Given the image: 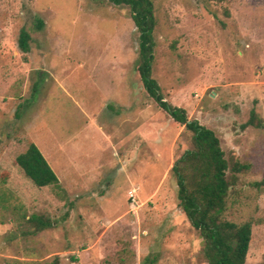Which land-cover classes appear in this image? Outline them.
Here are the masks:
<instances>
[{
	"label": "rangeland",
	"instance_id": "374dc122",
	"mask_svg": "<svg viewBox=\"0 0 264 264\" xmlns=\"http://www.w3.org/2000/svg\"><path fill=\"white\" fill-rule=\"evenodd\" d=\"M152 1V77L226 158L251 165L225 217L251 223L245 264H264V126L240 129L251 109L264 122V0ZM137 56L126 7L0 0V264H207L170 172L192 134L148 99ZM116 93L125 112L113 110ZM31 143L59 187H37L14 163Z\"/></svg>",
	"mask_w": 264,
	"mask_h": 264
},
{
	"label": "trees",
	"instance_id": "16d2710c",
	"mask_svg": "<svg viewBox=\"0 0 264 264\" xmlns=\"http://www.w3.org/2000/svg\"><path fill=\"white\" fill-rule=\"evenodd\" d=\"M107 1L114 6L129 9L130 18L138 32V56L134 70L144 93L169 119L184 126V129L192 134V149L186 150L173 163L170 172L176 181L178 207L191 226L199 232L203 241L201 253L204 261L207 264H245L251 240V223L231 222L226 219L225 213L230 192L236 188L240 176L250 171L251 165L234 156L226 158L220 140L212 130L200 125L196 120H188L184 109L165 101L157 81L152 77L155 47L153 31L156 23L153 1ZM197 1L204 4L233 0ZM36 24L40 29L43 21L36 18ZM30 41L31 36L22 29L18 38L21 52H29ZM263 126L264 122L259 120L256 111L251 109L248 120L240 129L243 131L248 127ZM14 163L37 187H59L57 176L33 143L29 144L27 150L19 155ZM256 185L261 187L264 181ZM51 264H57V261Z\"/></svg>",
	"mask_w": 264,
	"mask_h": 264
},
{
	"label": "crops",
	"instance_id": "0c3cea01",
	"mask_svg": "<svg viewBox=\"0 0 264 264\" xmlns=\"http://www.w3.org/2000/svg\"><path fill=\"white\" fill-rule=\"evenodd\" d=\"M117 80H120V82H121L120 83V86L123 84V86L125 88V84H124L125 77L123 76V74ZM121 92L122 93H125V89L122 90ZM112 103L114 105V108H113L114 111H116L117 113H119V112H125V96H121V95H119L117 93L114 94ZM123 116L125 118V115H123ZM97 128L98 129H101V131H102V127L100 125H98ZM122 137H124V136H122V135H119V136L108 135V141H110V143L113 144V145H117V144L118 145H122L123 142H124V139ZM112 140H114L115 142L113 141V143H112ZM116 168L117 169H115V170L117 172H120V173H123L124 172L123 171L124 167H123L122 164H118V166ZM58 182H59V180H58Z\"/></svg>",
	"mask_w": 264,
	"mask_h": 264
},
{
	"label": "built area",
	"instance_id": "2783aa9c",
	"mask_svg": "<svg viewBox=\"0 0 264 264\" xmlns=\"http://www.w3.org/2000/svg\"><path fill=\"white\" fill-rule=\"evenodd\" d=\"M130 197L133 198V193L132 192L130 193Z\"/></svg>",
	"mask_w": 264,
	"mask_h": 264
}]
</instances>
